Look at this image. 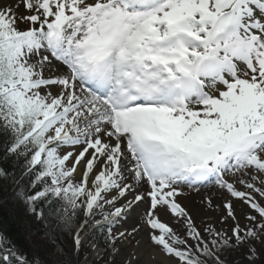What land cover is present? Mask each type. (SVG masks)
<instances>
[{"label":"snow or ice","instance_id":"1","mask_svg":"<svg viewBox=\"0 0 264 264\" xmlns=\"http://www.w3.org/2000/svg\"><path fill=\"white\" fill-rule=\"evenodd\" d=\"M0 149V264H264V0H0Z\"/></svg>","mask_w":264,"mask_h":264},{"label":"trees","instance_id":"2","mask_svg":"<svg viewBox=\"0 0 264 264\" xmlns=\"http://www.w3.org/2000/svg\"><path fill=\"white\" fill-rule=\"evenodd\" d=\"M3 156V150L0 149V157ZM0 165L11 169L13 167V160L0 159ZM19 165H17V168ZM14 185L9 184L7 181L0 180V221L6 222L7 227L11 235L17 238V240L24 246L30 244L36 249H40L44 245V241L41 240L39 229L40 225L35 221L34 217L28 216L23 211L22 207L13 198ZM99 245L104 246L99 238H92ZM85 248L81 253L82 264L85 261ZM88 256V255H87Z\"/></svg>","mask_w":264,"mask_h":264},{"label":"rangeland","instance_id":"3","mask_svg":"<svg viewBox=\"0 0 264 264\" xmlns=\"http://www.w3.org/2000/svg\"><path fill=\"white\" fill-rule=\"evenodd\" d=\"M100 249H103L100 247ZM88 253V257L85 259L84 264H103V262L98 261L95 257V254L91 251L90 248H85ZM116 264H120V260L117 259Z\"/></svg>","mask_w":264,"mask_h":264}]
</instances>
